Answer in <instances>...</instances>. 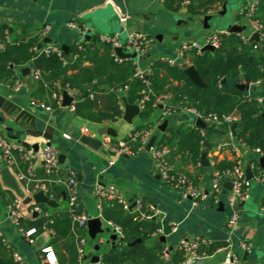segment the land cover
<instances>
[{
    "label": "crops",
    "instance_id": "crops-1",
    "mask_svg": "<svg viewBox=\"0 0 264 264\" xmlns=\"http://www.w3.org/2000/svg\"><path fill=\"white\" fill-rule=\"evenodd\" d=\"M253 3H257V0H225L223 3L214 0L213 4L207 0H0V29H5L4 35L9 43L23 41L33 36L40 37L39 44H43V48L57 46L65 52L64 47H67L65 53L76 44H90L95 37L101 39L105 35H118L125 41L133 33L142 34L148 41L146 52L135 59L124 60H133L134 65L138 63L146 69L151 67L154 60L177 58V50L183 41L203 42L214 32L230 34L228 30L230 25L242 26L244 30L239 34L247 41L253 42L251 37L257 32L248 15L249 7ZM206 7L212 9L206 12ZM206 16L211 17L205 23ZM71 22L77 24L78 28L71 27ZM101 49L98 55L100 57L103 55V48ZM260 51L263 53L262 46ZM189 54L188 52L186 55ZM184 62L192 65L184 58H177L176 65L181 67ZM82 66L93 69L95 64L93 60L85 59ZM26 68L30 69L29 73L24 72ZM33 71L35 69L30 64L15 67L12 78L7 80L0 78V95L10 98L28 110L35 117V125L26 117L18 120L16 116H9L0 108V128L13 142H26L30 146L38 144L39 150L45 143H51L58 150L59 156L64 157L63 162H60L59 172L49 176L44 170L39 150L36 152L30 148L28 151L37 155L32 162L35 180L28 181L19 179L18 175L27 173L29 162L16 153L15 163L9 170L20 188V193L17 194L3 182L1 170L6 166L0 152V237L24 258L26 264H45L43 261L46 260V253L42 251L44 248H49L50 252L47 264L70 262L64 239H59L56 244L53 242L58 235L56 230L51 227L45 228L36 233L33 237L34 242L30 243L13 224L9 206L15 200L22 201L20 211L25 230L34 228L42 221L43 211L55 217L60 216L61 212L68 213L67 188L63 181L68 179L70 173L76 175L78 182L79 211L101 217L104 227H110L109 220L104 217L103 210L100 212L96 207L99 201L96 197L97 186L115 187L128 201V208L124 209L129 215L136 214L141 209L145 210L144 214H150L153 207L164 215L167 221L177 222V232L160 235L165 236L166 241L162 242L172 252L177 250V245L183 238L208 239L212 245L226 247L224 250L217 248L203 264H224L228 252L234 255L237 262L264 264V180L256 178L251 180L250 197L237 206L239 220L232 234L226 225L233 212L228 202L231 183L229 178H224V189L219 198L216 199L211 193V179L215 168L221 163L233 162L237 156L230 147V143L236 139L231 126L222 128L224 131L213 133L198 148L199 156L196 157L189 147L193 145L191 131L201 129L197 125L200 117L191 109L183 107L164 117V107L159 105L149 119L151 121L149 125L154 124L157 127L165 119H169L167 130L172 129L176 132L173 134L167 130L161 132L155 129L153 135H157L159 142L164 141L166 144H163L171 149L168 160L173 169L189 174L195 186L207 195V198L195 205L193 199L182 198L177 190L162 180L156 171L151 151L143 148L134 155H119L111 150V146H117L136 128L145 125L147 120L139 115L128 123L123 119V112L115 121L98 122L77 113L71 106L63 107V99L60 107L56 108L53 104L58 100L54 94L63 97V91L67 88L62 87L60 82L52 83L45 79L40 70V77L37 79ZM17 80L23 84L19 91L15 90ZM239 83L244 82L235 81V84ZM101 88L103 91L96 96L98 106L92 110L82 106L80 108L82 113L92 114L110 107L108 96L112 93V88L108 85ZM67 91L69 95L75 97L73 102L75 108L84 103L85 100L79 90ZM126 93L125 89L115 91L123 110L125 102L130 104ZM245 95L256 97L261 102L264 98V82L250 85V90L245 91ZM77 96L80 98L77 99ZM89 100L92 101V97H89ZM170 100L167 97L165 104ZM42 105L50 106L51 109ZM206 124L209 126L207 122ZM85 128L88 129L87 132ZM81 135L102 141L104 153L95 152L81 143L79 140ZM183 141L189 147H186ZM204 153L207 154L209 165L202 162ZM239 155L245 161V168L250 164L249 160L262 157L248 148H244ZM111 161H114L112 165ZM36 184L45 188V193L56 200L58 207L36 204L34 201L24 203L25 198L33 195L32 191ZM36 205H40L42 212L33 211ZM108 207V212L112 214L113 205ZM156 219L160 221L159 217ZM109 236L110 234L99 235L93 245L87 244L86 264H100L103 255L114 248L118 239L114 245L107 244ZM154 239L156 237L152 240ZM243 240L251 242L253 246L247 257L245 256L247 251L240 247ZM97 244H100L98 251L95 249ZM96 255L101 257L98 263L91 261Z\"/></svg>",
    "mask_w": 264,
    "mask_h": 264
},
{
    "label": "trees",
    "instance_id": "trees-1",
    "mask_svg": "<svg viewBox=\"0 0 264 264\" xmlns=\"http://www.w3.org/2000/svg\"><path fill=\"white\" fill-rule=\"evenodd\" d=\"M207 1L214 3V0ZM217 1L223 3L225 0ZM210 9L212 8L206 7V12ZM252 19L262 24L264 31V0H257ZM4 31L5 29H0V41L4 44V49L0 50V78L3 80L13 77L15 67L30 64L35 71L40 70L42 76L52 83L60 82L62 87L79 90L85 101L82 105L76 106L77 113L98 122L115 121L123 115L124 110L115 91L128 87L126 98L130 104H136L145 94H149L150 99L146 103V108L140 114L141 118L148 122L132 133L149 127L151 122L149 119L160 105L156 102L157 98L165 95L171 99V103L166 102L163 110L168 109L172 112L183 107L194 109L203 119L214 115L218 118L235 116V123L238 124L236 140L244 143L250 150L259 149L264 156V98L259 102L256 97H248L235 84V81H241L254 86L264 82V54L260 51L261 46L264 45V36L259 42H250L238 33L221 34L219 49L201 52L193 50L189 52V57L185 55L184 59L189 60L198 71L203 86L194 84L179 65H171L160 59L153 61L148 76L150 84L146 85L142 80L134 77L136 65L133 64V60L117 61L111 45L97 37L93 38L90 44L72 46L68 53L63 52L61 58L56 53L46 55L43 51L37 50L40 37L33 36L23 41L9 43ZM101 48L103 55L100 57L98 55L102 51ZM85 59L94 61L93 69L82 66ZM104 85L112 88V93L108 96L110 107L92 114L82 113L80 111L82 106L89 110L98 106L96 96L103 91L101 86ZM89 97L93 100L90 101ZM53 106L60 107V102L55 101ZM219 125L209 124L204 130H193L191 131L193 145L189 147L186 142L183 143L189 147L194 156L198 157V148L213 133L224 131ZM167 131L176 133L172 129ZM128 138L129 136L125 140L127 141ZM132 145L135 151L138 150L142 145L141 140L138 139ZM249 162L254 167V177L259 176L260 171H264L259 158L251 159ZM235 163V160L221 163L215 170L232 168ZM111 205H113L112 214L108 212V206ZM144 211L141 209L138 213L129 215L119 202L103 201L104 217L123 228L124 238L118 240L114 248L103 255L100 264H181L183 262V253L179 250L171 252L169 261L163 259L165 244L160 240V236L152 239L161 228L164 229L165 234H168L170 226L167 220L161 222L156 218H144L148 215L144 214ZM71 222L70 212H61L58 217L43 216L42 221L34 228L37 233L49 227L56 230L58 235L53 242L56 244L59 239H64L70 264H79ZM21 226L24 228L22 221ZM137 239H141V242L130 246ZM217 248L219 247L211 244L207 251L212 254ZM14 253L11 246L4 243L0 237V264H19L14 258Z\"/></svg>",
    "mask_w": 264,
    "mask_h": 264
},
{
    "label": "built area",
    "instance_id": "built-area-1",
    "mask_svg": "<svg viewBox=\"0 0 264 264\" xmlns=\"http://www.w3.org/2000/svg\"><path fill=\"white\" fill-rule=\"evenodd\" d=\"M256 8V3H253L250 5L248 10V15L252 20V23L256 29V32L259 35V38L264 36L263 26L258 21H255L252 19L254 10ZM70 26L73 28H78V25L71 22ZM223 34L221 32H214L210 34L205 41L199 42V41H183L178 50H177V58L183 59L184 56L190 52V51H197L201 52L202 49L206 45H212L215 49H219L221 47V39L220 35ZM101 41L108 43L112 47L113 55L115 56V59L119 62H122L124 59L119 57L116 53V48H123L124 52L126 53H136L138 56L143 55L147 48H148V41L147 39L142 35L138 33H133L127 37L125 41H122L121 38H119L118 35H105L101 37ZM264 47V45H262ZM4 49V44L0 42V50ZM37 50H39L37 48ZM39 51H43L46 55H49L51 53H56L58 56L63 58V51L57 47V46H47L42 48ZM177 58H165L164 61L168 62L171 65L177 64ZM151 73L150 68H142L139 66L138 63H136V68L134 72V77L142 80L146 85H149L148 76ZM34 77L39 78L40 77V71L36 70L33 71ZM22 82L17 80L15 85V90L19 91L22 88ZM128 87H125V90H127ZM68 90V88H67ZM94 95H92L93 97ZM54 97L61 103V100L63 97L60 94H54ZM167 96L161 95L157 98V103L160 105H163V107L166 106ZM150 95L145 94L137 103L136 105L139 106L140 110H144L146 108V103L149 101ZM47 109H51L50 106H44ZM72 110H75L74 104L71 105ZM193 113H195L197 116H199L201 119V115L194 109H191ZM171 114V111L168 109L163 110V116L167 117ZM208 124H222L225 123L228 126H231L236 122V117L233 115L224 116L223 118H218L217 116H210L206 119H203ZM158 129L156 125L150 124L149 127L143 131H137L134 133H131L129 135L128 140H122L118 143L117 146L112 147L111 150H113L115 153L119 155H134L139 150H142L145 148V146L148 144L149 140L154 134V130ZM203 130V129H202ZM88 129L85 128V132H87ZM141 140V147L138 148V150H134L132 143L137 142V140ZM231 150L237 154L235 158V165L232 168L226 169V170H215L212 174L211 179V193L213 197L216 199L219 198L221 195L224 187H223V181L224 178H229L231 182V189L228 195V202L230 206L232 207V214L228 218L226 225L229 230V232L232 234L238 224L239 220V214L237 211V206L239 203L246 201L250 197V183L251 181L247 180L245 175V161L242 156L239 154L242 152L244 148H247L246 145L238 140H233L230 143ZM25 147L21 145L20 143L13 142L9 139L7 134L0 128V152L2 159L5 163V166L7 168H10L15 163L16 153L20 154L21 157L29 162V167L27 169V173H20L18 175L19 179L21 180H28L33 181L35 180V168L33 165V159L35 158L34 153H30V151H26ZM153 162L156 168V171L161 176L162 180L166 182L167 184H170L175 190H177L182 198H191L194 200V204L196 205L197 202L204 200L207 198V195L203 193L201 190L195 186V183L191 176L185 172H177L173 169L171 166L168 156L171 152V149L158 141L156 139L153 146L150 148ZM256 153H258L260 156H263L259 149L253 150ZM39 156L41 160L43 161L44 170L46 174L49 176L59 172L60 170V160H59V152L58 150L53 147L52 145H49L48 143H45L43 147L39 150ZM34 155V156H33ZM114 161L110 162V165H112ZM252 170L254 169L253 165L251 164ZM105 172V169L103 170ZM257 180H264V171H260L259 176L254 177ZM61 182V180H58ZM63 183L66 185L67 188V200H68V210L71 215L72 219V232L75 235L76 238V244H77V251H78V261L79 264H86V245H87V238L83 234V232H88V221L92 218H94L93 215H89L87 213H83L79 211V188H78V182L76 175L74 173H70L68 179L66 181H63ZM44 187L36 184L35 189L32 191L34 193H37L41 190L44 191ZM29 191V190H28ZM30 193V192H29ZM33 193V194H34ZM96 197L99 200L97 202V209L102 212L103 210V201L113 202L117 201L120 204L124 206V208H128V201L123 197V195L115 188V187H108V188H102L101 186H97L96 189ZM21 200H15L10 206V211L12 214V222L13 224L20 230L21 233H23L28 241L30 243L34 242V235L37 233L36 228H32L30 230H25L21 226L22 221V214L20 211L21 206ZM139 205L140 202H137ZM42 208L40 205H36L33 207V211L35 212H42ZM152 212L148 215H145L144 218L152 219L159 217L161 222L166 221V217L164 215H161V213L154 209L152 207ZM43 214L45 217H50L48 212H44ZM108 225L111 227L112 231L117 235L118 240H121L124 238V231L123 228L119 225H116L112 223L111 221L108 222ZM168 225L170 226V233H175L178 231V223L175 221H168ZM52 233H54L53 230H51ZM160 235H166L164 232V229L161 228L158 231V234H155L156 236ZM231 243L230 238L228 239V244ZM212 242L208 239H187L183 238L179 241L177 245V250L181 251L183 253L184 259L181 264H203L205 259L210 255L207 251L208 246H210ZM226 246L218 248V250H224ZM240 247L247 252H250L252 250V243L248 241H241ZM49 248H44L42 251L46 253V260H49ZM171 252L168 247H166L163 250V259L167 262L171 259ZM14 258L19 264H26L24 258L17 252L14 253ZM46 260L43 262L46 263ZM224 264H263V263H248V262H237L234 255L231 253H227L224 259Z\"/></svg>",
    "mask_w": 264,
    "mask_h": 264
},
{
    "label": "water",
    "instance_id": "water-1",
    "mask_svg": "<svg viewBox=\"0 0 264 264\" xmlns=\"http://www.w3.org/2000/svg\"><path fill=\"white\" fill-rule=\"evenodd\" d=\"M225 9V6H224ZM211 16H206L205 17V23L208 20V18H210ZM230 33H241L244 28L242 26L239 25H230L228 28ZM252 41H256L259 42L260 38L258 33H255L252 37H251ZM48 42H50V40H47ZM43 48V44H39L38 45V49L41 50ZM64 49H66L67 51V47H64ZM216 49L212 46V45H206L202 51H215ZM65 51V52H66ZM262 51L264 53V47H262ZM116 53L119 57H121L122 59H135L137 58V54L136 53H126L124 52L123 48H116ZM185 73L187 74V76L191 79V81L199 86H203L204 83L201 80L198 71L196 70V68L193 65H189L188 63L184 62L181 66ZM24 72H30L29 68H26L24 70ZM236 87L238 89H240L241 91H248L250 90V85L245 84V83H239L236 84ZM80 96H77V99H79ZM62 106L63 107H70L73 102L75 101V97L71 96L68 94L67 90L63 91V100H62ZM0 108L3 110V112H5L7 115L9 116H16V118L19 120L22 117H26L30 123L32 125H35V117L26 109H23L21 106H19L18 104L14 103L10 98H7L5 96L0 95ZM141 114V110L139 108L138 105L136 104H128L127 102H125V110H124V115H123V119L128 122L131 123L132 119L136 116H139ZM264 116V115H263ZM2 119V118H1ZM168 123H169V119H165L159 126H158V130L161 132H165L167 130L168 127ZM197 125L199 128L201 129H205L207 128V124L206 122L199 118L197 121ZM237 123H234L231 125V130L232 133L235 137H237ZM220 128H227L228 125L225 123H222L219 125ZM157 135H153L151 137V139L149 140L148 144L145 146V149L150 151V148L153 146V144L155 143L156 139H157ZM80 142L83 143L85 146H87L88 148H91L92 150H94L95 152L98 153H104V144L102 141L90 137V136H85V135H81L79 138ZM27 150H30V148L34 149L36 152H38L39 150V145L38 144H34L32 146H30L28 143L26 142H20ZM49 145H51V143H49ZM63 157L62 155L59 156V160L62 163L63 161ZM202 162L205 165H209L208 162V158H207V154L204 153L202 155ZM260 165L261 167L264 169V156H262L260 158ZM245 175L247 180L251 181L254 179V172L251 168V164H247L246 168H245ZM1 176L3 179V182L10 188H12L17 194L20 193V188L18 186L17 180L16 178L12 175V173L10 172L9 168L4 167L1 170ZM226 189L224 190V193H226ZM230 189H231V183H230ZM34 201L36 204H46L50 207L56 208L58 207V204L56 202V200L52 199L50 196H48L45 191L41 190L37 193H34L32 196H28L27 198H25L24 203H30ZM37 213V212H36ZM112 229L110 227H104L103 226V221L101 219V217H94L92 219H90L88 221V234L90 236L91 239H96L99 235L102 236L104 234H110L109 238L106 240L107 244L112 243L114 245V243L117 241L118 237L115 233H112ZM160 240L165 242L166 238L165 236H161ZM141 239H137L134 242H132L130 244V246L135 245L136 243H140ZM115 246V245H114ZM95 249L98 251L100 249V244H97L95 246ZM248 252L245 253V256L247 257ZM101 257L96 255L93 256L91 258V261L94 263H98L100 261Z\"/></svg>",
    "mask_w": 264,
    "mask_h": 264
},
{
    "label": "rangeland",
    "instance_id": "rangeland-1",
    "mask_svg": "<svg viewBox=\"0 0 264 264\" xmlns=\"http://www.w3.org/2000/svg\"><path fill=\"white\" fill-rule=\"evenodd\" d=\"M159 141V140H158ZM84 235L86 236V238H87V244L89 245V246H91V244L93 245L94 244V242H95V239H91L90 238V236H89V234H88V232L85 234L84 233ZM86 251H87V245H86Z\"/></svg>",
    "mask_w": 264,
    "mask_h": 264
}]
</instances>
